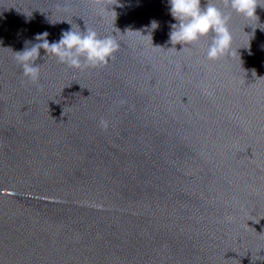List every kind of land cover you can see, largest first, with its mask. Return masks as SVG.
<instances>
[{
    "label": "water",
    "instance_id": "water-1",
    "mask_svg": "<svg viewBox=\"0 0 264 264\" xmlns=\"http://www.w3.org/2000/svg\"><path fill=\"white\" fill-rule=\"evenodd\" d=\"M69 23L114 58L41 49L28 82L14 52ZM172 23L167 0H0V264H264V25L231 13L209 61Z\"/></svg>",
    "mask_w": 264,
    "mask_h": 264
},
{
    "label": "clouds",
    "instance_id": "clouds-1",
    "mask_svg": "<svg viewBox=\"0 0 264 264\" xmlns=\"http://www.w3.org/2000/svg\"><path fill=\"white\" fill-rule=\"evenodd\" d=\"M167 3L168 12L175 21L170 25L169 43L173 47L180 45L182 50L185 46L191 47L202 38L210 37L205 51V58L209 61L219 60L231 55L233 51V36L228 26L231 13L234 12L249 20L255 18L257 25H264L258 23L259 17L256 15L257 7H264L262 6L264 0H223L224 7L229 9V12L217 6L218 0H167ZM249 25L253 34L257 27L264 31V27ZM157 27L156 21L150 22L152 30ZM48 35L47 32L36 34L34 36L36 43H31L29 47L30 42L25 41L24 49L14 52V59L20 66L23 77L30 83H35L39 79L40 64H36V60L41 49L45 51L47 57H55L59 63L67 67L82 70L107 65L120 46L115 35L101 37L87 26L84 30H74L71 24L68 30L62 31L58 41L51 43ZM100 126L107 127V122L101 119Z\"/></svg>",
    "mask_w": 264,
    "mask_h": 264
}]
</instances>
